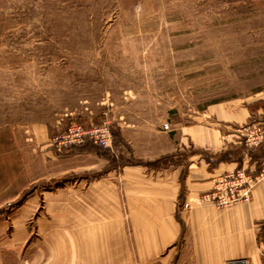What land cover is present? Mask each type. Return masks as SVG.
I'll return each instance as SVG.
<instances>
[{
    "label": "rangeland",
    "instance_id": "1",
    "mask_svg": "<svg viewBox=\"0 0 264 264\" xmlns=\"http://www.w3.org/2000/svg\"><path fill=\"white\" fill-rule=\"evenodd\" d=\"M255 97H264V0H0L1 177L11 179L18 166L12 136L22 141L24 167L46 174L45 145L58 152L52 137L72 120H107L111 147L92 143L122 163L135 158L133 149L179 147L183 126H207L210 105ZM258 102L264 112V99ZM249 124L264 125V113L236 131L245 152L241 131ZM186 143L185 155L210 158L208 149ZM181 240L177 249L184 247V263L192 264L194 245ZM61 261L68 264L66 254Z\"/></svg>",
    "mask_w": 264,
    "mask_h": 264
},
{
    "label": "crops",
    "instance_id": "2",
    "mask_svg": "<svg viewBox=\"0 0 264 264\" xmlns=\"http://www.w3.org/2000/svg\"><path fill=\"white\" fill-rule=\"evenodd\" d=\"M261 99L210 105L207 126H183L179 147L158 142L142 153L133 149L140 159L179 149L172 163L159 167L134 162L105 168L109 160L95 152H56L47 143L44 158L52 171L36 173L32 163H22L20 137H10L18 144V166L11 179L0 175V264H62L63 254L68 264H185L190 260L184 247L177 249L180 236L182 245H194L192 264H225L238 256L245 264H264V240L258 239L264 232V177L251 199L228 208L197 199L220 172L243 166L256 175L263 169L264 144L245 152L236 138L252 114L264 113ZM186 142L208 149L210 158L185 155L180 150ZM6 153L4 143L0 157Z\"/></svg>",
    "mask_w": 264,
    "mask_h": 264
},
{
    "label": "built area",
    "instance_id": "3",
    "mask_svg": "<svg viewBox=\"0 0 264 264\" xmlns=\"http://www.w3.org/2000/svg\"><path fill=\"white\" fill-rule=\"evenodd\" d=\"M164 128H168V123H163ZM243 140L250 148L257 146L264 141V125H247ZM91 141L99 146L111 147L112 132L110 131V121L102 120L99 123H88L86 125L72 120L62 132L52 137L51 143L59 152L71 148L73 145ZM264 174V168L260 170ZM258 177L253 175L245 167H236L220 172L212 178V186L205 190L197 198L200 202H208L214 206H231V204L248 200L249 192L253 186L252 179ZM225 264H245L244 261L233 259Z\"/></svg>",
    "mask_w": 264,
    "mask_h": 264
},
{
    "label": "trees",
    "instance_id": "4",
    "mask_svg": "<svg viewBox=\"0 0 264 264\" xmlns=\"http://www.w3.org/2000/svg\"><path fill=\"white\" fill-rule=\"evenodd\" d=\"M117 134V133H116ZM118 136H121L120 133H118ZM87 152V151H92L95 152L97 155L99 156H104L109 160V163L106 165L105 168H112V167H116L119 164H125V163H145L147 164V166L150 167H159L161 165H168L169 163H172L175 158L173 157L175 155V153H170V154H165V155H161L159 156L157 159H140V158H132V160L130 161H123L122 163H119L117 157H115V155L108 149V148H100L99 146L93 144L91 141L87 140L85 141L82 145H74L70 150L67 151V153H73V152ZM121 157V155L118 156V158ZM60 179H63L60 178ZM264 226H262L263 228ZM261 228V229H262Z\"/></svg>",
    "mask_w": 264,
    "mask_h": 264
}]
</instances>
